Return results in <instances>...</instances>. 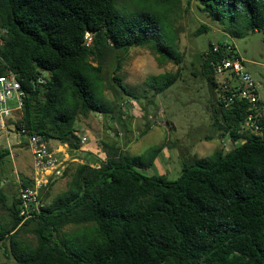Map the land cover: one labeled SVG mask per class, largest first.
I'll use <instances>...</instances> for the list:
<instances>
[{
    "label": "trees",
    "instance_id": "16d2710c",
    "mask_svg": "<svg viewBox=\"0 0 264 264\" xmlns=\"http://www.w3.org/2000/svg\"><path fill=\"white\" fill-rule=\"evenodd\" d=\"M195 1L217 23L242 20L245 30L264 31V0ZM160 3L163 9L146 2L121 9L116 0H0V28L7 31L0 76L13 72L25 93L15 129L78 151V119L112 113L103 97L106 84L118 106L122 95L133 96L118 75L129 49L149 48L158 63L178 65L176 42L163 35V15L179 0ZM223 38L199 58L215 97L212 127L231 142L230 150L185 162L170 181L136 169L152 167L163 145L142 162L104 143V159L77 164L66 190L25 222L18 216L19 192L9 204L0 189V212L6 213L0 242L8 241L14 264H264V117L258 134L242 132L247 103H218L212 66L218 55L211 50ZM177 79L178 72L165 73L146 83L160 94ZM8 156L0 148V166ZM32 185L22 178L21 187ZM67 226L75 229L67 232ZM20 232L32 234L36 244L19 240Z\"/></svg>",
    "mask_w": 264,
    "mask_h": 264
},
{
    "label": "rangeland",
    "instance_id": "374dc122",
    "mask_svg": "<svg viewBox=\"0 0 264 264\" xmlns=\"http://www.w3.org/2000/svg\"><path fill=\"white\" fill-rule=\"evenodd\" d=\"M140 2L151 4L155 9L164 8L160 0H116V5L121 9H128ZM163 24L165 40L176 42L180 63L176 65L167 61L160 64L149 48L129 49L118 75L133 96L122 95L123 100L118 106L111 88L106 84L103 97L112 113L107 116L92 114L87 119H78L77 122L80 137H86L85 146L93 145V150L98 149L101 155L91 153L80 156L67 150L69 157L65 158L67 160L64 162L62 175L57 179L50 177L49 183L43 188L40 200L43 207H47L66 190V183L77 164H95L104 159L101 147L104 143L117 144L130 158H141L142 162L147 160L150 149L163 145L164 148L154 159L152 167L136 169L146 176L164 175L170 181L180 176L185 162L209 159L217 149L229 151L231 142L227 137H219L212 127L211 104L215 97L201 75L199 57L206 51L209 43L214 44L226 37L234 45L236 53L254 78L264 103V31L245 30L242 20L240 23L226 18L217 23L209 14L197 8L195 0H179L168 16L163 15ZM202 28L206 31L198 33ZM176 72L177 81L160 94H155L147 86L146 80L150 76ZM14 122L13 119L9 124L12 129L10 133L13 134L9 135L11 142L16 141ZM260 135L264 136V132ZM239 144L237 142L235 147ZM19 145H10L11 150L15 151L14 148L24 146L23 143ZM2 165L0 189L7 193L11 201L19 192L22 178L33 179L24 176L19 169L14 172L11 157L5 158ZM5 214L0 212V229ZM74 229L73 226H67L65 231L71 232ZM18 237L31 247L36 244L35 237L30 233L20 232ZM7 244V241L0 243V262L14 264L7 252Z\"/></svg>",
    "mask_w": 264,
    "mask_h": 264
},
{
    "label": "built area",
    "instance_id": "2783aa9c",
    "mask_svg": "<svg viewBox=\"0 0 264 264\" xmlns=\"http://www.w3.org/2000/svg\"><path fill=\"white\" fill-rule=\"evenodd\" d=\"M6 33L5 29L0 28V46ZM85 39L87 42L90 41L89 34H86ZM211 52L218 55L216 61L212 62L218 103L228 108L235 101L246 102L248 115L240 130L258 134L261 131L260 121L264 117V106L254 78L230 41L225 40L221 44H215ZM24 96L21 84L13 72L0 76V134L10 126L13 119L16 121L19 118ZM13 129L16 130L15 126ZM16 134L27 144L34 171L33 185L19 188L18 216L21 222H25L41 212L43 204L40 201V191L49 183V177L62 175L65 160L59 158L58 152L49 146L43 136L28 134L24 130H16ZM80 138L81 143L84 144L86 138Z\"/></svg>",
    "mask_w": 264,
    "mask_h": 264
},
{
    "label": "crops",
    "instance_id": "0c3cea01",
    "mask_svg": "<svg viewBox=\"0 0 264 264\" xmlns=\"http://www.w3.org/2000/svg\"><path fill=\"white\" fill-rule=\"evenodd\" d=\"M261 102H262V104L264 106V103H263L262 100H261ZM9 127H11V126H7V129L0 134V148L8 149V151H9V156L8 157H11V159H12L14 172L16 171V169H19V171L24 176L32 178L33 175H34L33 166H32V157H31L30 151L27 148V144H26L25 140H23L19 136L17 137V134H15L16 135L15 136L16 137V141L15 142H11L10 139H9V137H10L9 135H13V134L10 133V130H12V129H10ZM83 137H85V136H83ZM21 143L24 144L23 147L14 148L15 151L11 150L10 145L20 146L19 144H21ZM50 147L52 149H54L56 152H58V156L62 160H67L65 158L69 157V155L67 154L68 148H67L66 145H60V144H57V143H51ZM88 147H91L92 149L90 150V148H88ZM88 147L85 146V143H84V144H82L81 148L78 151H72V152H76V155H80V156H86V155L91 154V153L95 154V155H98V156L101 155V152H99L98 149L93 150V145L88 146ZM68 153H69V151H68ZM2 168H3V165L1 164L0 172L2 171ZM57 178H59V177H57V176H54V178H53V176L51 177V179H57ZM48 179H50V177ZM0 183H1V180H0ZM42 191H43V189H42ZM11 202H12V200L11 201L8 200L9 204ZM0 264H6V262L5 263H1L0 262Z\"/></svg>",
    "mask_w": 264,
    "mask_h": 264
},
{
    "label": "water",
    "instance_id": "95a60500",
    "mask_svg": "<svg viewBox=\"0 0 264 264\" xmlns=\"http://www.w3.org/2000/svg\"><path fill=\"white\" fill-rule=\"evenodd\" d=\"M225 38H223V40H224Z\"/></svg>",
    "mask_w": 264,
    "mask_h": 264
}]
</instances>
